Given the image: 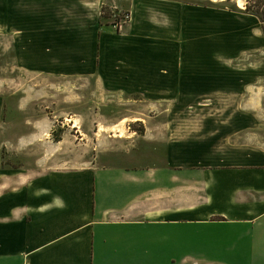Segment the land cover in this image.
I'll return each instance as SVG.
<instances>
[{
  "label": "crops",
  "instance_id": "crops-1",
  "mask_svg": "<svg viewBox=\"0 0 264 264\" xmlns=\"http://www.w3.org/2000/svg\"><path fill=\"white\" fill-rule=\"evenodd\" d=\"M104 3L25 0L14 20L24 65L102 71L109 93L167 98L169 114H186L198 95L232 102L159 131L145 122L129 147L85 166L0 159V264H264V89L225 86L223 73L190 72L184 57L176 67L171 44L190 5L129 0V23L113 30L101 23Z\"/></svg>",
  "mask_w": 264,
  "mask_h": 264
},
{
  "label": "rangeland",
  "instance_id": "rangeland-1",
  "mask_svg": "<svg viewBox=\"0 0 264 264\" xmlns=\"http://www.w3.org/2000/svg\"><path fill=\"white\" fill-rule=\"evenodd\" d=\"M126 1L106 0L101 23L115 30L123 11L130 17ZM175 1L191 6L189 25L186 17L185 32L176 29L171 44L176 67L184 57L191 59L190 72L199 73L193 70L197 65L196 70L223 73L225 86L264 89V0ZM24 3L0 0V159L7 167L42 170L103 161L105 152L133 144L131 138L143 132L145 122L159 131L154 125L158 122L182 116L197 121L205 114L201 105L214 112L216 106L232 102L230 97L198 95L190 98L186 114H169L162 107L167 98L109 93L99 70L75 76L32 70L24 65L27 55L17 48L22 35L14 24L16 8ZM235 74L239 82L228 80ZM41 162L46 164L42 167Z\"/></svg>",
  "mask_w": 264,
  "mask_h": 264
},
{
  "label": "built area",
  "instance_id": "built-area-1",
  "mask_svg": "<svg viewBox=\"0 0 264 264\" xmlns=\"http://www.w3.org/2000/svg\"><path fill=\"white\" fill-rule=\"evenodd\" d=\"M129 13H124V14H122V17H121V19H120V22L119 23H116V24H114V27H117V28H121L122 27V22L123 21H127V20H129ZM122 20V21H121Z\"/></svg>",
  "mask_w": 264,
  "mask_h": 264
},
{
  "label": "trees",
  "instance_id": "trees-1",
  "mask_svg": "<svg viewBox=\"0 0 264 264\" xmlns=\"http://www.w3.org/2000/svg\"><path fill=\"white\" fill-rule=\"evenodd\" d=\"M123 13H128V11H126V12H124L123 11ZM101 17L102 18H105L106 17V14H105V11H104V7H102V9H101ZM122 17V16H121ZM128 21V23H129V20H127ZM126 21H123L122 22V25H126V24H128ZM116 24V23H115ZM114 29H116V30H119V28H114ZM141 132H142V130H140ZM57 140H59L58 138H57Z\"/></svg>",
  "mask_w": 264,
  "mask_h": 264
},
{
  "label": "bare ground",
  "instance_id": "bare-ground-1",
  "mask_svg": "<svg viewBox=\"0 0 264 264\" xmlns=\"http://www.w3.org/2000/svg\"><path fill=\"white\" fill-rule=\"evenodd\" d=\"M76 125V124H75ZM128 135V134H127ZM119 136H121V134H119Z\"/></svg>",
  "mask_w": 264,
  "mask_h": 264
}]
</instances>
